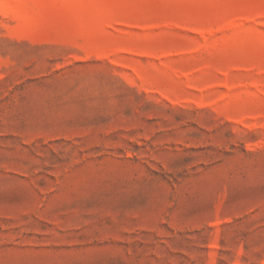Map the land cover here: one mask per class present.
I'll list each match as a JSON object with an SVG mask.
<instances>
[{
  "label": "rangeland",
  "instance_id": "obj_1",
  "mask_svg": "<svg viewBox=\"0 0 264 264\" xmlns=\"http://www.w3.org/2000/svg\"><path fill=\"white\" fill-rule=\"evenodd\" d=\"M0 264H264V0H0Z\"/></svg>",
  "mask_w": 264,
  "mask_h": 264
}]
</instances>
